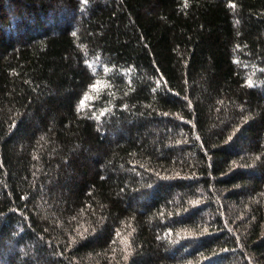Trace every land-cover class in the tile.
I'll return each instance as SVG.
<instances>
[{"label":"trees","instance_id":"obj_1","mask_svg":"<svg viewBox=\"0 0 264 264\" xmlns=\"http://www.w3.org/2000/svg\"><path fill=\"white\" fill-rule=\"evenodd\" d=\"M0 264H264V0H0Z\"/></svg>","mask_w":264,"mask_h":264},{"label":"snow or ice","instance_id":"obj_2","mask_svg":"<svg viewBox=\"0 0 264 264\" xmlns=\"http://www.w3.org/2000/svg\"><path fill=\"white\" fill-rule=\"evenodd\" d=\"M249 86H251V84H250ZM101 87H102V86H101ZM94 90H96V86H94ZM86 99H90V97H86ZM83 108H84V102L81 101V105H80V109H79V110H83ZM129 235H130V233H129ZM123 242H124L125 244H127V240H126V239H125Z\"/></svg>","mask_w":264,"mask_h":264}]
</instances>
